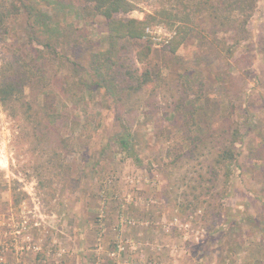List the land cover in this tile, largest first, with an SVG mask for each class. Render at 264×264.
I'll return each mask as SVG.
<instances>
[{
    "label": "rangeland",
    "instance_id": "rangeland-1",
    "mask_svg": "<svg viewBox=\"0 0 264 264\" xmlns=\"http://www.w3.org/2000/svg\"><path fill=\"white\" fill-rule=\"evenodd\" d=\"M185 1L190 9L197 2ZM166 2L137 0V9L127 16L143 19ZM1 4L12 11L7 55L24 51L31 60L28 49L51 37L54 52L45 69L81 78L85 91L83 99L82 92L73 91L78 95L66 102L50 95L66 116L58 123L63 128L57 142L36 136L24 114L13 117L0 105V264H264V0L255 1L245 32H220L214 36L218 41L207 34L213 23L202 24L204 12L193 16L197 24L176 52L170 50L173 38L165 45L150 37L149 66L160 69L164 81L131 96L118 94L121 82L114 96L107 92L109 66L118 57L102 16L77 0ZM46 22L49 34L35 35L31 26ZM201 31L207 36L202 41L196 35ZM233 37L241 42L229 55ZM148 40L145 35L140 43ZM4 51L1 47L0 65ZM133 63L131 57L122 65L147 67ZM94 68L104 74V87L89 75ZM215 91L238 108L242 104L230 118L241 128L237 161L229 177L223 168L218 181L203 182L200 207L193 210L185 208L183 195L191 186L199 189V174L210 178L211 159L206 149L196 158L185 154L189 133L174 125L181 120L177 106L187 99L185 105L197 107L202 126H218L228 102L214 105ZM125 129L132 134V153L116 142ZM177 156L182 157L173 173L179 188L169 195V165ZM146 232L164 239L132 235ZM132 243L144 245L142 256ZM158 243L165 247L157 249ZM117 244L125 249L112 258Z\"/></svg>",
    "mask_w": 264,
    "mask_h": 264
},
{
    "label": "trees",
    "instance_id": "trees-1",
    "mask_svg": "<svg viewBox=\"0 0 264 264\" xmlns=\"http://www.w3.org/2000/svg\"><path fill=\"white\" fill-rule=\"evenodd\" d=\"M81 6L85 9H91L96 15L102 16L106 20V33L111 46L115 47V55H117V61L109 66L112 69L107 73L109 76L106 80L110 82L111 88L107 92L112 96L117 91L118 82L123 83L122 88L118 94L126 96L138 94L146 86L150 84H157L164 81L162 71L149 66L150 57L152 54V45L150 35L146 33L147 28H155L156 26H163L167 31H176L173 41L171 43L170 50L176 52L177 49L187 40L190 33L193 31V23L197 24L193 20V16L200 15V12L206 13L208 16L202 18V24L205 22H212L213 26L211 31H208V35L215 41V34L222 33H241L246 31L247 23L252 16L255 9L256 0H196L193 9H190V1L178 0L179 4L176 6L173 0H169L167 3H162V6L155 9L152 12H146L143 19L130 18L127 16L130 12L137 9V0H77ZM167 1V0H166ZM189 9V10H188ZM12 11L5 5H0V48L2 47L5 55V59L0 65V105L13 117L24 114V117L29 120L34 126V134L38 137H49L56 141L58 137H62L61 124L66 119L60 111L59 107L54 104V101L50 98L51 94H57V97L66 102L72 100L78 94H72L73 91L82 92V99L84 98V81L79 77L71 78L68 73L61 72L50 73L47 67V61L53 52L54 46L50 41V38L44 40L40 47H30L28 50L34 55V58L28 60V56L24 51L21 54L16 52L6 51L10 46L7 43L6 35L8 33V23L11 19ZM244 17V18H243ZM195 19V18H194ZM50 23L46 22L41 26H31V30L35 35L43 36L48 35ZM199 25V24H198ZM53 33V32H52ZM233 34V35H234ZM147 35L148 42L141 44L140 40ZM201 41L207 36L201 32L196 34ZM227 48L229 55H234L235 48L240 44L241 39H235ZM264 42V41H263ZM207 43V42H204ZM223 44H227L224 42ZM17 54V55H16ZM264 54V48H263ZM9 59L6 58L9 56ZM134 59L135 62L140 65L147 66L143 71H140L139 67L128 68L126 65H122L124 62H129ZM111 58H108L110 60ZM117 65V67H113ZM232 68V66H231ZM97 70V68H94ZM113 71V72H112ZM232 71V70H231ZM93 73V74H92ZM89 75L92 77L95 83L104 87L101 81L104 74L98 73V70L92 72ZM159 85V84H157ZM121 87V85H120ZM57 89L59 93L54 92ZM216 92V91H215ZM80 97V96H79ZM78 97V98H79ZM213 103L220 107H226L224 105L227 100L222 94L215 93ZM66 100V101H65ZM79 99L73 100L75 105L78 104ZM187 99L185 100V102ZM182 102L179 106L182 109L181 120H176L174 125H178L184 128L189 133L188 139L189 147L186 151L187 156H202V150H207L208 159H211L210 165L208 164V180L204 178V175L199 174L197 183L199 189L195 191L196 186H191L190 192L184 193L183 200L188 202L185 208L200 207V195H202L204 181L216 182L220 177L221 169L225 168L227 177L231 174V169L237 161L236 144L240 140L241 132L237 123L231 121V117L236 114V110L240 108L234 106L233 103L227 100L228 109L226 113H220L222 117V123H218V126H202L198 120H196L197 107L192 105H185ZM82 103H85L84 101ZM85 105V104H84ZM77 109L76 107L74 108ZM73 109V110H74ZM176 112V108L173 110ZM220 111V108L217 109ZM227 117V118H225ZM61 121L59 125L60 119ZM68 118V117H67ZM72 118V117H71ZM79 118V117H78ZM76 119V118H75ZM76 124L78 122L73 119ZM182 124H181V123ZM58 124V125H56ZM252 122L248 126V130L251 129ZM186 139V137H185ZM57 142V141H56ZM116 142L123 151L132 153L134 142L132 134L129 130L125 129L116 138ZM177 156L173 159L169 168H171L168 174V184L165 192L167 194H176L179 185L178 181L174 179V167H177L179 158ZM197 157V158H198ZM211 188L207 189L208 193L211 192ZM192 196V198H190ZM207 205H210L208 203Z\"/></svg>",
    "mask_w": 264,
    "mask_h": 264
},
{
    "label": "built area",
    "instance_id": "built-area-1",
    "mask_svg": "<svg viewBox=\"0 0 264 264\" xmlns=\"http://www.w3.org/2000/svg\"><path fill=\"white\" fill-rule=\"evenodd\" d=\"M146 33L150 35L151 39L154 40L155 42L162 40L165 43V45L169 44L171 38H173V35L170 34L168 31H166L162 26H156V28L149 27L147 28ZM124 249L125 248L122 244H117L110 252V255L112 256V258H117L124 251ZM124 264H133V263L127 261ZM137 264H142V263H137Z\"/></svg>",
    "mask_w": 264,
    "mask_h": 264
},
{
    "label": "crops",
    "instance_id": "crops-1",
    "mask_svg": "<svg viewBox=\"0 0 264 264\" xmlns=\"http://www.w3.org/2000/svg\"><path fill=\"white\" fill-rule=\"evenodd\" d=\"M133 233H135L134 231H133ZM133 236H135L136 238H140V239H144V240H147V239H149V238H151V237H156V240H157V242H159L160 240H163L164 238L163 237H160L159 235H155V234H149V232H146V233H143V234H132ZM175 234H171V236H174ZM167 237H169V236H167ZM170 238V237H169ZM173 238V239H172ZM171 238V240H174V239H176L175 237H172ZM159 244V243H158ZM157 244V249H160V245L161 244H159L158 245ZM167 242H165V246H167ZM163 244L161 245L163 248L165 247ZM134 246H136L135 244H133L132 243V245H131V247L133 248ZM137 248L136 249H138V250H140L139 252H140V255L142 256V254H141V251L143 250V249H146V248H143L144 247V245H141L140 246V244H138L137 246H136ZM161 247V248H162ZM168 247V246H167ZM143 248V249H142ZM174 248V247H173ZM157 254H158V251H157ZM152 254L151 253H149V254H147L146 256H151ZM153 256V255H152ZM155 256H157V255H155ZM165 258V257H164ZM164 258H161V259H163V262H168V261H165L164 260ZM169 263V262H168ZM162 264H164V263H162Z\"/></svg>",
    "mask_w": 264,
    "mask_h": 264
}]
</instances>
